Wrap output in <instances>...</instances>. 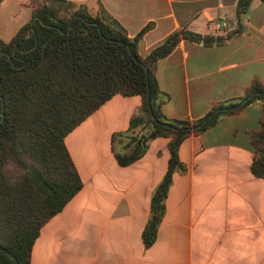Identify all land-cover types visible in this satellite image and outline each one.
I'll use <instances>...</instances> for the list:
<instances>
[{"label": "crops", "instance_id": "obj_1", "mask_svg": "<svg viewBox=\"0 0 264 264\" xmlns=\"http://www.w3.org/2000/svg\"><path fill=\"white\" fill-rule=\"evenodd\" d=\"M67 1L91 3V14L100 4L129 38L151 25L139 43L140 56L178 31L211 41L182 39L157 62L160 112L166 119L200 120L214 106L242 98L253 81L264 84V4L259 0L240 15L239 0ZM214 23L227 29L214 30ZM140 106L139 96L115 95L65 137L82 187L41 228L30 263L264 264V180L250 169L261 102L221 117L181 143L178 158L185 172L172 176L148 248L142 234L152 218V194L167 171L168 139L150 141L143 156L125 166L114 155L122 139L112 144L114 135L129 130Z\"/></svg>", "mask_w": 264, "mask_h": 264}, {"label": "trees", "instance_id": "obj_2", "mask_svg": "<svg viewBox=\"0 0 264 264\" xmlns=\"http://www.w3.org/2000/svg\"><path fill=\"white\" fill-rule=\"evenodd\" d=\"M251 1L239 0L237 14ZM28 4L30 21L10 41L0 40V264H31L41 228L82 187L64 139L115 95L141 98L129 130L113 136L112 144L122 139L114 151L120 165L143 156L150 141L168 139L167 171L152 194V218L142 234L147 248L154 243L172 176L185 172L178 158L181 143L254 101L261 102L262 115L251 134L250 169L264 180V84L253 81L242 98L214 106L197 121L169 120L160 112L157 62L182 39L205 44L209 39L178 31L140 56L139 43L151 25L129 38L100 4L95 14L67 0Z\"/></svg>", "mask_w": 264, "mask_h": 264}, {"label": "rangeland", "instance_id": "obj_3", "mask_svg": "<svg viewBox=\"0 0 264 264\" xmlns=\"http://www.w3.org/2000/svg\"><path fill=\"white\" fill-rule=\"evenodd\" d=\"M28 0H0V40L8 42L14 30L30 21L31 14L28 8ZM92 12L94 8L91 3L87 5Z\"/></svg>", "mask_w": 264, "mask_h": 264}, {"label": "built area", "instance_id": "obj_4", "mask_svg": "<svg viewBox=\"0 0 264 264\" xmlns=\"http://www.w3.org/2000/svg\"><path fill=\"white\" fill-rule=\"evenodd\" d=\"M212 27L214 30H226L227 29V26L225 23H214Z\"/></svg>", "mask_w": 264, "mask_h": 264}, {"label": "water", "instance_id": "obj_5", "mask_svg": "<svg viewBox=\"0 0 264 264\" xmlns=\"http://www.w3.org/2000/svg\"><path fill=\"white\" fill-rule=\"evenodd\" d=\"M245 103V100L244 101H242L241 103H240V105H238L236 108H238V107H240L242 104H244ZM206 120H208V119H206Z\"/></svg>", "mask_w": 264, "mask_h": 264}]
</instances>
